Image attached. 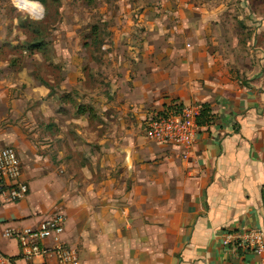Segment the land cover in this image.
Here are the masks:
<instances>
[{"label":"rangeland","instance_id":"obj_1","mask_svg":"<svg viewBox=\"0 0 264 264\" xmlns=\"http://www.w3.org/2000/svg\"><path fill=\"white\" fill-rule=\"evenodd\" d=\"M37 1L41 16L17 0H0V147L30 143L44 161L40 166L61 177L62 195L53 209L69 220L74 213L89 220L87 264H164L168 192L178 188L174 171L168 181V155L147 156L156 185L150 197L128 176L118 187L101 188L100 182L108 178L107 165L121 166L119 160L108 163L115 155L128 156L148 144L144 124L139 127L142 116L128 102L133 61L138 63L133 52L150 54L151 60L158 52L133 46L165 37L149 33L148 20L135 15L147 0H135L137 6L127 5L133 0ZM181 7L182 16L168 14V60L185 61L181 70L205 88L256 81L264 90V0H183ZM101 124L126 127L122 133L109 130L114 140L124 141V150L116 142L107 149L100 131L92 138ZM86 126L92 131H83ZM149 217L155 222L151 254L142 224L132 223ZM98 220L102 227L93 226Z\"/></svg>","mask_w":264,"mask_h":264},{"label":"crops","instance_id":"obj_2","mask_svg":"<svg viewBox=\"0 0 264 264\" xmlns=\"http://www.w3.org/2000/svg\"><path fill=\"white\" fill-rule=\"evenodd\" d=\"M146 2L148 5L137 11L136 17L148 20L149 33L165 38L146 47L133 46L135 50L143 48L142 52L156 51L158 54L151 60L147 58L150 54L133 52L138 63L133 61L136 76L133 96L128 102L135 105L133 109L142 116L143 122L150 110L161 107L166 101L200 102L209 122L202 125L197 143L187 155L174 145L149 140L144 132L148 144L131 155H115L108 163L119 160L121 166L114 169L107 165L108 178L100 182L101 188H110V185L113 188L121 178L128 176L135 186L143 188L142 194L150 197L156 194V185L155 172L147 156L168 155V181L174 171L178 188L175 194L168 192L170 207L163 229L169 252L164 264H261V256L250 246L238 240L224 244L223 240L228 232L252 227L264 229V90L256 81L250 85L230 82L217 89L203 87L193 74L181 70L186 67L185 61L168 60V14L182 16L183 0ZM174 4L178 6L172 8ZM127 5L137 6L135 0ZM143 122L139 127H143ZM111 128L112 133L127 131L120 124H101L95 131L86 126L82 130L92 131V138L98 137L100 131V142L107 149L116 142L122 144L119 149L124 150V141L114 140L109 134ZM5 145L12 144L1 147ZM15 147L23 162L22 179L28 183L29 192L22 200L0 206V250L14 256L19 264H48L53 257H23L18 240L4 236V231L9 227L35 226L44 217L57 212L53 207L62 195L61 177L54 178L40 166L44 161L36 146L19 142ZM120 169L123 171L118 173ZM94 187L99 188L98 185ZM98 207L109 210L105 204ZM88 222L74 213L73 218L67 219L63 235L68 244L77 248L81 264H87L86 250L89 254L92 245L87 235ZM132 223L142 224L144 244L151 254L152 245H155L151 231L155 228L154 219L149 217L146 221ZM93 226L102 227V222L98 220Z\"/></svg>","mask_w":264,"mask_h":264},{"label":"built area","instance_id":"obj_3","mask_svg":"<svg viewBox=\"0 0 264 264\" xmlns=\"http://www.w3.org/2000/svg\"><path fill=\"white\" fill-rule=\"evenodd\" d=\"M204 105L200 102L166 101L161 107L150 110L144 119L145 135L148 139L164 145H174L184 155L196 145L202 125L208 123ZM23 162L13 145L0 147V206L17 202L26 197L29 185L22 179ZM67 216L63 211L44 217L35 226L9 227L4 236L15 238L23 257L50 256L48 264H81L76 247L68 244L63 235ZM240 241L250 246L261 256L264 264V229L246 228L228 232L224 244ZM50 244H47V242ZM0 264H19L14 256L0 250Z\"/></svg>","mask_w":264,"mask_h":264},{"label":"bare ground","instance_id":"obj_4","mask_svg":"<svg viewBox=\"0 0 264 264\" xmlns=\"http://www.w3.org/2000/svg\"><path fill=\"white\" fill-rule=\"evenodd\" d=\"M21 7L26 8L28 11L36 16L42 15L41 3L37 0H17Z\"/></svg>","mask_w":264,"mask_h":264}]
</instances>
